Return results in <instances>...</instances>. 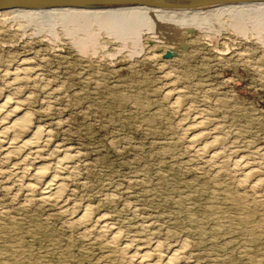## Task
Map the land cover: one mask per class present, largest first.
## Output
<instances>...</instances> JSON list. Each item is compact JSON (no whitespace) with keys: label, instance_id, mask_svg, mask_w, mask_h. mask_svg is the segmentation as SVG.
Masks as SVG:
<instances>
[{"label":"rangeland","instance_id":"1","mask_svg":"<svg viewBox=\"0 0 264 264\" xmlns=\"http://www.w3.org/2000/svg\"><path fill=\"white\" fill-rule=\"evenodd\" d=\"M6 99L0 264H264L263 8L2 14Z\"/></svg>","mask_w":264,"mask_h":264},{"label":"bare ground","instance_id":"2","mask_svg":"<svg viewBox=\"0 0 264 264\" xmlns=\"http://www.w3.org/2000/svg\"><path fill=\"white\" fill-rule=\"evenodd\" d=\"M254 8H263L264 9V2L222 4V5L207 6V7H203V8H191V9L153 8V7H148V6L103 8V9L70 8V7H67V8H46V9L17 8V9L1 10L0 15H2V14L4 15L6 13H15V12H31V13H40V14H46V13H52V12H61V13L79 12V13H91V14H97V15H104V14H111V13H116V12H121V11L144 12L147 10L157 11V12L161 11L164 13H173V14L177 13V14H187V15H191V14L199 15V14L207 13V11L217 12V11H222V10H228V11H236L237 12L238 10H252ZM9 100L6 99L2 104H0V116L3 118V119L2 118L1 119L4 122H7L6 123L7 128H12V130L13 129L16 130L17 132H19L23 136V135H25V132L30 128L29 117L27 115H21L18 107L17 108H16V106L13 107L11 99H9ZM42 133H43L42 129L37 128L34 131L32 137H30L28 139L21 140V142H19L20 144L17 146H14L13 149L25 148V149H30V151H31L39 143V141L42 137ZM216 141H217V139H216ZM12 145H11V147H13ZM8 148H10V147H8ZM21 150H23V149H21ZM30 151H29V153H31ZM19 153H20V150H19ZM33 153H37V152H33ZM36 156H38V155H36ZM34 175H35L36 179H38L39 181H43V182L48 178L47 169H45V168L38 169ZM62 191H63L62 186L55 179L52 178V179L46 180L45 187H44L41 195L44 199L47 198V200L48 199L50 200V197H55V199H56V198L60 197ZM141 251L142 250H140L138 252L140 253ZM147 256H149L148 253H147ZM147 256L145 253V256H142L140 263L150 264V262L148 261L150 259V256H149V259H147L148 258ZM176 257L178 259V255ZM176 257L174 255L171 258V260L173 262H175V260H176V262H177ZM169 261H170V259H169Z\"/></svg>","mask_w":264,"mask_h":264},{"label":"water","instance_id":"3","mask_svg":"<svg viewBox=\"0 0 264 264\" xmlns=\"http://www.w3.org/2000/svg\"><path fill=\"white\" fill-rule=\"evenodd\" d=\"M264 2V0H0V11L8 9L46 8H120L148 6L153 8L191 9L212 5Z\"/></svg>","mask_w":264,"mask_h":264}]
</instances>
